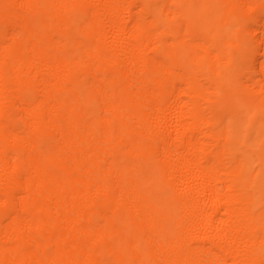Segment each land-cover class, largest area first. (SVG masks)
Returning <instances> with one entry per match:
<instances>
[{"label":"bare ground","instance_id":"obj_1","mask_svg":"<svg viewBox=\"0 0 264 264\" xmlns=\"http://www.w3.org/2000/svg\"><path fill=\"white\" fill-rule=\"evenodd\" d=\"M0 264H264V0H0Z\"/></svg>","mask_w":264,"mask_h":264}]
</instances>
